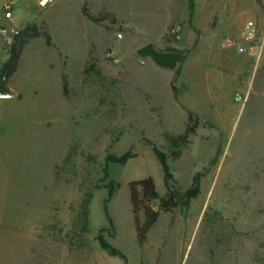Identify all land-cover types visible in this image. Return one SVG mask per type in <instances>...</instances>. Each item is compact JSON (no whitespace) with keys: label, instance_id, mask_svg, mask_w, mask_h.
<instances>
[{"label":"rangeland","instance_id":"1","mask_svg":"<svg viewBox=\"0 0 264 264\" xmlns=\"http://www.w3.org/2000/svg\"><path fill=\"white\" fill-rule=\"evenodd\" d=\"M13 1L10 21L22 22L8 29L9 51L29 24L53 44L28 42L6 82L14 96L0 100V264H264V66L248 91L247 75L233 80L218 43L203 48L190 28V0ZM197 3L201 27L213 4L237 25L264 12V0ZM84 7L115 22L96 24ZM188 127L195 132L168 163L183 191L202 173L201 192L162 212L140 247L129 185L151 176L167 192L143 139L171 154L170 138ZM130 149L135 157L106 177V157ZM102 229L127 261L101 248Z\"/></svg>","mask_w":264,"mask_h":264},{"label":"trees","instance_id":"2","mask_svg":"<svg viewBox=\"0 0 264 264\" xmlns=\"http://www.w3.org/2000/svg\"><path fill=\"white\" fill-rule=\"evenodd\" d=\"M190 1V28L193 29L197 35H200L201 30L196 28L192 22L195 5L193 0ZM83 13L85 16H87V18H89L96 24H101L108 20L115 22L114 15L106 10H102L98 16H94L90 14L89 11L84 7ZM41 36L45 38L46 44L48 46H51L53 44L51 35L47 31L41 32L39 27L35 24L26 25L22 30H19L15 34L13 43L10 46V57L4 63L3 67L0 70V85L7 88L6 82L17 71L24 47L28 44L31 39L39 38ZM179 75L180 69L175 72L173 81H176ZM64 89L66 90V82H64ZM194 132V127H188L184 134L180 136H172L170 138V145L174 149V151L171 154H168L161 150L151 140L143 139V142L151 148L155 158L158 160L162 167L164 175V184L167 189V192L163 197H160L155 181L151 176L140 180H134L129 185L130 201L132 205V213L136 230L137 243L140 247H143L147 242L148 233L151 228L156 224L162 212H171L174 208L178 206H188L191 200L196 198L201 192L200 185L201 178L203 176L202 173L196 174L190 188L183 191L177 185L178 182L175 180L170 165L168 163V160L170 158H179L181 154L180 150L184 146H186V144L189 142L190 135ZM134 157L135 153L132 149L128 150L127 152L121 155L109 154L105 160L106 165L104 171L106 177H108V170L110 164L125 165L130 159ZM214 162L215 159L212 160V163ZM117 187L118 183L115 180H111L108 185V197L104 201V211L106 214V218L111 226H113V220L109 212V203L112 200ZM157 200L159 201V205L157 208H153L151 206V203ZM141 212H143L145 216L144 222H141L139 218V214ZM97 240L101 248L107 251L111 256H117L120 259L127 261L126 255L105 239V237L103 236V229L100 231Z\"/></svg>","mask_w":264,"mask_h":264},{"label":"crops","instance_id":"3","mask_svg":"<svg viewBox=\"0 0 264 264\" xmlns=\"http://www.w3.org/2000/svg\"><path fill=\"white\" fill-rule=\"evenodd\" d=\"M35 1L43 3L48 0H25L23 5L26 9H29ZM7 3H14L13 9L16 6L15 1L13 0H0V25L7 29H9L12 25L20 26L22 22L20 14H17V17L13 22L10 21L11 19L8 20L4 18L3 9ZM197 6L198 3L196 0L194 22L196 28L201 30V34L199 35V44L203 48H211L212 44L216 41L218 43V47L221 48L220 50L225 51H222L220 56L218 55L220 57V63L224 62L231 66L233 71V80H237V78L239 79L242 77L245 78L247 75L248 79L245 83V89H247V83H250L252 80L256 68L260 69V67L264 66V12L255 11L245 21H242L241 24L237 25L234 17H227L223 10L214 7L213 4V13L211 17L205 20V23L203 22V26L201 27V25L197 24L196 21ZM18 10L21 11L20 8ZM248 20H253L255 25V41L253 42V44L257 46L255 51L249 53H238L234 49H223L221 47V41L227 37L240 36ZM7 45V38L0 34V70L10 57V51Z\"/></svg>","mask_w":264,"mask_h":264},{"label":"built area","instance_id":"4","mask_svg":"<svg viewBox=\"0 0 264 264\" xmlns=\"http://www.w3.org/2000/svg\"><path fill=\"white\" fill-rule=\"evenodd\" d=\"M14 3H7L3 9V16L5 19H11L13 12ZM0 34L7 38V44H10L11 36H9V31L7 28L0 25ZM169 35L172 38L180 39L181 35L179 30L173 28L169 31ZM255 41V25L253 20H248L241 32L240 36H232L224 38L221 41V47L225 49H234L238 53H249L254 52L257 46L253 44ZM235 100L244 101L241 95H237Z\"/></svg>","mask_w":264,"mask_h":264},{"label":"water","instance_id":"5","mask_svg":"<svg viewBox=\"0 0 264 264\" xmlns=\"http://www.w3.org/2000/svg\"><path fill=\"white\" fill-rule=\"evenodd\" d=\"M13 96V93L9 89L0 85V100L12 98Z\"/></svg>","mask_w":264,"mask_h":264}]
</instances>
